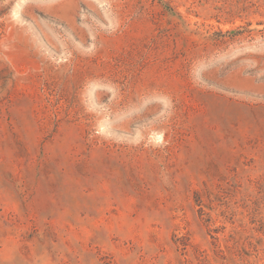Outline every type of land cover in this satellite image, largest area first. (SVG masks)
<instances>
[{"label":"rangeland","instance_id":"obj_1","mask_svg":"<svg viewBox=\"0 0 264 264\" xmlns=\"http://www.w3.org/2000/svg\"><path fill=\"white\" fill-rule=\"evenodd\" d=\"M0 264H264V0H0Z\"/></svg>","mask_w":264,"mask_h":264}]
</instances>
